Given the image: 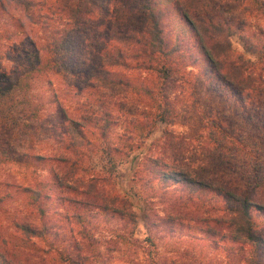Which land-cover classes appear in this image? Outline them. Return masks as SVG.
<instances>
[{
	"label": "rangeland",
	"instance_id": "obj_1",
	"mask_svg": "<svg viewBox=\"0 0 264 264\" xmlns=\"http://www.w3.org/2000/svg\"><path fill=\"white\" fill-rule=\"evenodd\" d=\"M31 1L35 6L27 14L39 17L53 0ZM163 8L165 35L170 46H177L176 60L190 71L182 79L175 103L177 116L166 125L157 123L140 139L134 129L125 128L128 118L123 123L124 116H120L107 133L109 146L119 144L121 149L110 153L115 172L109 175L97 131L90 128L85 133L89 146L77 149V188L66 190L58 186V177L52 178L61 171L57 163H37L29 157L58 155L64 136L56 104L74 118L89 93L74 94L72 86L77 81L62 72L47 71L29 78L26 74L32 64L27 54L39 49L47 30L31 24L26 12L12 2L0 4V264H70L64 261L66 256L83 264H246V245L221 244L200 231L203 227L196 219L202 212L204 217L214 216L210 205L220 209L222 201L208 194L203 197L208 205L186 189L162 188L148 165L151 159L160 158L171 169L194 167L204 155L214 154L219 149L216 144L221 143L226 150H221L219 157L226 167L212 178L240 188L250 172L246 149L221 138L212 126L216 119L226 121L227 138L237 135V129L257 135L254 141L260 142L264 160V100L246 96L241 87L216 81L214 88L204 89L201 83L206 76L200 75L201 62L183 22L172 7ZM209 14L213 21L233 29L230 59L242 55L252 60L244 53L241 38L255 34L253 41L257 38L264 44V17L258 12L249 16L246 12L239 16L217 11ZM45 16H50V11ZM261 67L257 63L255 72ZM128 98L141 107L134 96ZM120 136L126 139L127 148L116 142ZM36 182L40 183L38 205L44 210L41 218L28 193L21 189L35 188ZM179 196L184 201L177 207ZM121 198L129 202L125 208L120 207ZM256 200L264 202V191ZM254 219L263 235L264 215L254 214ZM21 223L34 226L40 236L26 238L16 227Z\"/></svg>",
	"mask_w": 264,
	"mask_h": 264
},
{
	"label": "trees",
	"instance_id": "obj_2",
	"mask_svg": "<svg viewBox=\"0 0 264 264\" xmlns=\"http://www.w3.org/2000/svg\"><path fill=\"white\" fill-rule=\"evenodd\" d=\"M6 1L26 12L25 17L31 24L47 30L39 46L40 51L36 49L27 54L32 66L26 75L31 78L47 71L62 72L77 81L72 86L74 94L79 95L81 91L89 93L87 102L76 108L78 116L74 118L66 113L60 103L56 104L59 127L64 136L63 140H58L61 147L58 155L52 158L39 155L29 157L37 163H57L61 171L59 174L53 173L52 178L58 177L61 189L72 190L79 182L75 172L77 149L89 146L90 141L85 133L90 128L97 131L101 152L108 159L106 172L109 175L115 172L110 153L121 152V149L119 144L109 146L107 133L120 116H124L123 123L128 118V122L124 123L125 128L134 129L139 139L146 138L157 123L166 125L177 116L175 103L181 93L182 79L190 71L180 65V60H176L177 46H170L165 35L163 7L166 5L172 7L180 17L197 50L201 62L200 75L206 76L201 83L204 89L214 88L213 81H216L220 85L241 87L242 90L246 89V96L264 100L263 42L257 38L254 42L255 34L246 35V39L241 38L242 48L252 60L242 55L230 59L229 38L234 33L233 29L227 23L213 21L209 14L217 11L239 16L246 12L249 16L252 12H258L264 17V0H53L44 15L39 17L27 14L35 6L31 0H0L2 3ZM244 1L246 5L241 4ZM44 4L38 6L43 7ZM47 11H50L48 17L45 16ZM204 15L205 18L201 17ZM257 63L262 67L255 72ZM128 95L134 96L142 104L141 107L132 105ZM212 127L224 140L236 142V146L244 145L246 149V165L250 172H247L246 184L240 188H231L212 178L214 174H221L226 167V161L219 157V152L225 146L217 142L219 149L214 154L204 155L201 163L194 167L171 169L160 158L151 159L148 167L155 173L162 188L175 186L186 189L202 203L206 202L203 197L206 198L208 194L220 199V209L210 205V209L215 211L214 216L204 217L202 212L201 218L196 219L203 227L200 231L221 244L246 245V264H264V234L258 230L254 219V214L264 215V202L256 200V196L264 191V160L260 156L263 152L259 147L260 142L257 144L254 141L258 136H253L248 130L242 132L237 129V135L227 138L224 120L216 119ZM123 138L120 136L116 142L127 148ZM91 179L95 181V178ZM39 185L36 182L35 188L21 189L28 193L29 201L31 199L41 218L44 210L38 205ZM61 201L60 198L59 204ZM183 201V197H177L175 206H182ZM119 203L121 208L129 205L126 198L119 199ZM16 227L28 236L26 238L40 236V231L34 226L21 223ZM64 261L83 264L69 256Z\"/></svg>",
	"mask_w": 264,
	"mask_h": 264
}]
</instances>
